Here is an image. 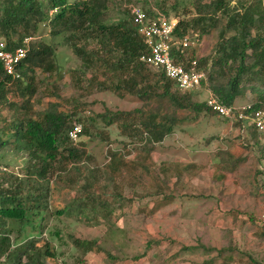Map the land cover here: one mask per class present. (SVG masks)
I'll return each instance as SVG.
<instances>
[{"label": "rangeland", "instance_id": "rangeland-1", "mask_svg": "<svg viewBox=\"0 0 264 264\" xmlns=\"http://www.w3.org/2000/svg\"><path fill=\"white\" fill-rule=\"evenodd\" d=\"M212 1L109 0L104 17L108 24L128 21L124 10L132 5L186 22L193 30L186 35L192 42L188 53L200 64L205 62L202 68L207 73L225 17L217 14V23L204 34H200L194 20L198 15H208L204 7ZM237 1L241 7L253 2L230 0V6L237 5ZM38 34L52 48L56 69L43 72L34 68L25 77L24 86H29L32 94L20 98L13 93L15 106L0 108V126L17 113L26 111L37 116L48 105L56 104L59 111L71 116L70 124L86 129L70 143L84 152L76 165L78 173L71 172L48 184L42 223L47 228L42 236L54 258L43 263L264 264V225L260 224L264 219V145L258 141L248 148L241 147L229 121L211 113L193 117L186 110L171 108L165 99L140 102L124 91H115L112 86L116 73L101 62L96 64L98 69L83 71L80 60L63 40L66 35L51 37L43 27ZM229 35L231 32L225 33V37ZM258 80L245 83L242 95L233 100L234 106L258 101V93L264 91V84ZM208 94L206 88L188 93L193 103L205 102ZM22 101L27 110L21 109ZM134 111L174 119L171 133L154 145L144 160L137 158L143 156L139 151L145 144L120 132L121 118L113 115L131 113L137 118ZM244 136H250L249 129ZM121 150L124 158H116L118 173L106 175L110 170L107 154L113 151L120 156ZM230 160L239 163L232 168ZM0 164L7 167L5 172L24 178V159L11 149L0 151ZM188 165L191 168L180 171ZM94 169L96 174L91 173ZM92 175L100 179V184L92 185L95 209H72L67 215H57L74 196L81 195L80 185L89 182ZM103 185L106 191L100 195L97 188ZM72 239L92 241L95 246L82 254L72 247Z\"/></svg>", "mask_w": 264, "mask_h": 264}, {"label": "trees", "instance_id": "trees-1", "mask_svg": "<svg viewBox=\"0 0 264 264\" xmlns=\"http://www.w3.org/2000/svg\"><path fill=\"white\" fill-rule=\"evenodd\" d=\"M67 1L0 0V40L5 43V49L10 51L20 46L24 38L32 39L26 57L17 67L19 79L14 80L4 75L0 68V108H14L15 102L11 99L13 93L20 98L25 94H32L29 86H24V79L33 73L34 68L43 72L56 69L53 65L52 48L38 37L39 29L43 27L51 37L66 35L63 40L69 45L72 54L80 60L83 71L93 67L98 69L96 64L101 62L107 70L115 72V83L112 86L115 91H124L140 102L165 99L171 108L186 110L193 117L199 113L215 115L205 102H191L188 93L176 89L173 82L166 79L160 71L138 62V57L145 53V47L131 23L129 5L124 10L128 21L121 19L108 24L104 16L109 0H77L71 4ZM239 5L238 1L237 5L230 6V0H213L208 5L209 8L204 7L208 15H198L194 20L200 28V34H204L217 23V14L225 17V23L217 35L209 72L206 73L202 68L205 62L200 64L197 59L198 68L206 76L205 85L202 83L200 89L206 88L211 96L225 106L232 105L233 100L242 95L245 83L259 79L258 82L264 84V0H253L245 7ZM143 11L148 16L155 15L150 10ZM192 31L186 22L177 21L172 39L179 42ZM226 32H231V35L225 37ZM90 44L92 47L88 48ZM95 76L96 74L91 78ZM257 100L250 104L251 107L264 108V91L258 93ZM20 107L22 110L26 109L23 101ZM134 113L139 118H134L131 113L113 115L121 118L120 132H126L127 138L137 137L147 146L148 151L145 147L142 148L139 152H143V156L137 158L144 160L153 146L171 133L174 119H159L154 113ZM36 115L26 114V111L24 114L17 113L0 126V151L4 148L11 149L25 162V176L22 179L19 175L8 173L9 171L0 174V264H45V259L54 258L48 241L42 236L47 228L42 227V223L47 211L48 184L71 172L78 173L76 165L84 156L83 150L71 146V141L67 138L73 125L69 122L70 115L59 111L56 104L48 105ZM236 126L238 124L233 123L232 127ZM248 129L250 136H244L241 140L239 136L237 138L242 142L243 148L250 147L260 139L252 128ZM85 133L86 129L81 126L79 136ZM123 153L121 150L122 155L117 156L109 151L107 168L110 170L105 172L106 175L118 173L117 159L124 158ZM238 163L237 160H230L229 166L233 168ZM187 168L191 166H184L180 171ZM96 172L98 171L95 169L91 171L92 174ZM94 177L92 175L89 182L83 181L80 185L81 195L72 196L74 199L56 214L67 215L68 210H85L87 207L95 209L92 185L100 184V179ZM97 190L103 195L106 186ZM106 204L105 202L104 209H107ZM71 243L82 254L92 251L95 246L92 241L78 239H72Z\"/></svg>", "mask_w": 264, "mask_h": 264}, {"label": "built area", "instance_id": "built-area-1", "mask_svg": "<svg viewBox=\"0 0 264 264\" xmlns=\"http://www.w3.org/2000/svg\"><path fill=\"white\" fill-rule=\"evenodd\" d=\"M51 12H49L50 14ZM128 13L131 23L136 29L145 47V53L138 57V62L153 70L160 71L163 76L173 82L176 89L183 93L195 92L200 85H205V73L198 68L197 58L188 53L192 42L187 36L179 42L172 39L176 19H168L160 13L148 16L137 6H129ZM31 38H24L21 45L7 51L5 43L0 40V68L4 75L11 79H19L18 65L26 57ZM205 105L217 117L229 121V126L235 127L240 140L245 130L252 128L259 135L260 143L264 144V108L253 109L250 104L225 106L215 97L208 94ZM81 133V126L73 124L67 133V138L75 142ZM6 167L0 164V172ZM264 225V219L261 220Z\"/></svg>", "mask_w": 264, "mask_h": 264}]
</instances>
